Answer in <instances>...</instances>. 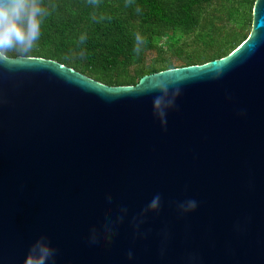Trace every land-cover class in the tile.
<instances>
[{
	"label": "water",
	"instance_id": "obj_1",
	"mask_svg": "<svg viewBox=\"0 0 264 264\" xmlns=\"http://www.w3.org/2000/svg\"><path fill=\"white\" fill-rule=\"evenodd\" d=\"M31 58L0 68V264H24L41 236L54 264H264V0L233 53L177 68L186 79L166 128L153 114L161 93L130 89L158 73L111 87ZM188 199L198 208L181 213Z\"/></svg>",
	"mask_w": 264,
	"mask_h": 264
},
{
	"label": "trees",
	"instance_id": "obj_2",
	"mask_svg": "<svg viewBox=\"0 0 264 264\" xmlns=\"http://www.w3.org/2000/svg\"><path fill=\"white\" fill-rule=\"evenodd\" d=\"M256 2L42 0L56 7L43 20L30 56L56 61L107 86H136L169 68L229 56L250 37ZM137 32L146 41L139 55L133 51ZM83 33L87 39L80 45Z\"/></svg>",
	"mask_w": 264,
	"mask_h": 264
},
{
	"label": "clouds",
	"instance_id": "obj_3",
	"mask_svg": "<svg viewBox=\"0 0 264 264\" xmlns=\"http://www.w3.org/2000/svg\"><path fill=\"white\" fill-rule=\"evenodd\" d=\"M95 5L96 0H91ZM56 5H43L42 0H0V68H5L9 71H14L17 68L31 67L27 63H19L20 61H32L30 53L32 52L36 41L41 35V24L43 20L51 14ZM140 11L139 8L136 9ZM95 18V14H94ZM103 19V17H100ZM87 39V33H83L79 37V44L83 45ZM145 38L137 32L135 35V47L133 51L139 55L142 51ZM16 55L13 56L12 54ZM79 55L84 56L81 51ZM226 66L218 69L213 79H220L224 75ZM181 69L169 68L155 76L145 77L138 87L130 88L138 91L140 94H147L153 91H158L161 95L154 98L153 114L159 119L161 125L167 127L168 110L177 107L176 100L181 95L180 84L185 81V77L177 75ZM163 76L164 79H156L154 77ZM148 80L149 83L145 84ZM111 198L109 197V201ZM161 207V197L156 194L147 207L143 210L141 218L136 222V228L139 232V224L143 223V216L148 212H159ZM181 213L187 214L194 212L198 208V202L195 199H188L179 202L177 205ZM121 212L126 215L127 209L122 208ZM124 215L117 217V223H122ZM115 224L109 222L104 227V235L102 239L111 244L113 237L116 235L114 231ZM101 237L95 229L92 230L90 243H99ZM57 249L51 246L47 237L41 236L30 247L28 254L24 260V264H49L52 261L54 264ZM128 259H133V253L128 252Z\"/></svg>",
	"mask_w": 264,
	"mask_h": 264
}]
</instances>
